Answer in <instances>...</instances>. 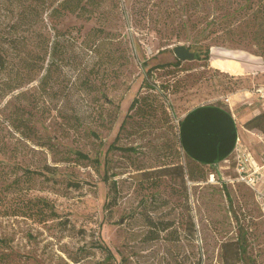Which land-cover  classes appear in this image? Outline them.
Masks as SVG:
<instances>
[{"label": "rangeland", "instance_id": "1", "mask_svg": "<svg viewBox=\"0 0 264 264\" xmlns=\"http://www.w3.org/2000/svg\"><path fill=\"white\" fill-rule=\"evenodd\" d=\"M48 5L0 0V264H264L237 151L198 163L179 140L189 109L230 108L264 79V0H90L22 22ZM244 128L239 148L264 162V134Z\"/></svg>", "mask_w": 264, "mask_h": 264}, {"label": "crops", "instance_id": "2", "mask_svg": "<svg viewBox=\"0 0 264 264\" xmlns=\"http://www.w3.org/2000/svg\"><path fill=\"white\" fill-rule=\"evenodd\" d=\"M256 57L254 61L264 68V55ZM224 58L232 60L228 56ZM236 62L239 68L230 74L241 76L243 64ZM258 80L260 84L254 89L238 91L231 96L228 104L230 108L212 103L202 104L192 107L181 116L180 139L184 153L189 158L198 163L216 164L227 162L235 154L241 136L246 135L245 123L264 111V104L255 93L257 89H264V79ZM239 104L245 105L247 111L236 113ZM253 159L262 168L261 185L264 186V162Z\"/></svg>", "mask_w": 264, "mask_h": 264}, {"label": "trees", "instance_id": "3", "mask_svg": "<svg viewBox=\"0 0 264 264\" xmlns=\"http://www.w3.org/2000/svg\"><path fill=\"white\" fill-rule=\"evenodd\" d=\"M40 1V0H39ZM43 3L44 2H49L47 10H44L40 7H34L33 9H28L29 11L24 12L22 14V22L27 26L31 27L32 25H35L38 23V21L41 19L42 13L44 11L48 12V16L50 19H55L58 16H61L62 14L66 13H76L79 10H85L87 9V12H90V9L87 8V4H90V0H41ZM162 2L167 3V1L172 2L173 0H160ZM194 2H201L202 6L203 4H208V0H193ZM200 4L197 3L196 6ZM182 13L187 14L189 11V6L184 5L182 8ZM197 12V11H196ZM186 24V22H185ZM212 24H215L214 21H212ZM182 28L187 29V25H183ZM183 31L179 32L178 35H182ZM8 36L6 34H1L0 33V74L7 69V64H8V58H7V51L5 48V40ZM189 46L188 48H190ZM209 50L207 49L205 51V58H209ZM197 58H200V55L197 54ZM180 63V61H177V64ZM138 102V99H135L131 107H135L136 103ZM245 127L248 130H258L264 134V111L261 112L260 114L256 115L254 118L249 120L248 122L245 123ZM179 140H180V145L181 144V139H180V133H179ZM191 159V158H190Z\"/></svg>", "mask_w": 264, "mask_h": 264}, {"label": "built area", "instance_id": "4", "mask_svg": "<svg viewBox=\"0 0 264 264\" xmlns=\"http://www.w3.org/2000/svg\"><path fill=\"white\" fill-rule=\"evenodd\" d=\"M255 93L264 104V89H257ZM239 145L236 149L238 153L237 180L247 184L255 192L257 199L264 206V186L261 185L260 175L262 168L256 165L252 156L243 151L242 148H239Z\"/></svg>", "mask_w": 264, "mask_h": 264}, {"label": "water", "instance_id": "5", "mask_svg": "<svg viewBox=\"0 0 264 264\" xmlns=\"http://www.w3.org/2000/svg\"><path fill=\"white\" fill-rule=\"evenodd\" d=\"M173 50L179 60L186 61L196 59V53L190 51L189 48L185 45L175 46Z\"/></svg>", "mask_w": 264, "mask_h": 264}]
</instances>
